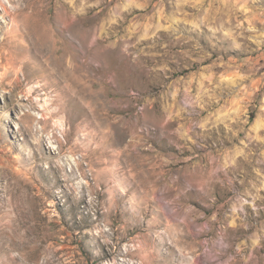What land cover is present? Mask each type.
Returning a JSON list of instances; mask_svg holds the SVG:
<instances>
[{"label": "rangeland", "instance_id": "obj_1", "mask_svg": "<svg viewBox=\"0 0 264 264\" xmlns=\"http://www.w3.org/2000/svg\"><path fill=\"white\" fill-rule=\"evenodd\" d=\"M0 264H264V0H0Z\"/></svg>", "mask_w": 264, "mask_h": 264}, {"label": "bare ground", "instance_id": "obj_2", "mask_svg": "<svg viewBox=\"0 0 264 264\" xmlns=\"http://www.w3.org/2000/svg\"><path fill=\"white\" fill-rule=\"evenodd\" d=\"M1 59H2V58H1ZM60 172H61V171H60ZM64 176H65V179L68 180V179H70L71 174H69V175L64 174Z\"/></svg>", "mask_w": 264, "mask_h": 264}]
</instances>
